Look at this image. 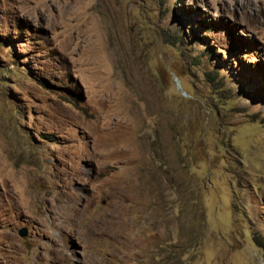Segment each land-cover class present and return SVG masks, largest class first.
Listing matches in <instances>:
<instances>
[{
  "label": "rangeland",
  "instance_id": "obj_1",
  "mask_svg": "<svg viewBox=\"0 0 264 264\" xmlns=\"http://www.w3.org/2000/svg\"><path fill=\"white\" fill-rule=\"evenodd\" d=\"M0 264H264V0H0Z\"/></svg>",
  "mask_w": 264,
  "mask_h": 264
},
{
  "label": "trees",
  "instance_id": "obj_2",
  "mask_svg": "<svg viewBox=\"0 0 264 264\" xmlns=\"http://www.w3.org/2000/svg\"><path fill=\"white\" fill-rule=\"evenodd\" d=\"M5 40H7V38H4Z\"/></svg>",
  "mask_w": 264,
  "mask_h": 264
}]
</instances>
